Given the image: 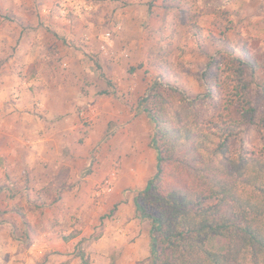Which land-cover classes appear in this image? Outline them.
I'll return each mask as SVG.
<instances>
[{
  "label": "rangeland",
  "instance_id": "1",
  "mask_svg": "<svg viewBox=\"0 0 264 264\" xmlns=\"http://www.w3.org/2000/svg\"><path fill=\"white\" fill-rule=\"evenodd\" d=\"M229 46L258 63L253 80L262 85L264 0H0V264H25L29 246L40 241L38 230L56 227L60 236L77 225L86 233L75 240L74 250L60 252L62 261L55 251L33 264L73 259L109 264L111 258L134 264L125 254L128 238L110 210L122 169L131 171L135 156L145 161L154 150L153 125L138 100L151 79L191 98L202 96L206 88L199 73L205 61ZM220 95L224 92L209 104L210 116L223 103ZM228 112L239 119L237 105ZM142 117L147 128L139 135L135 123ZM63 123L73 128L59 135L60 142L49 138ZM62 141L73 149L66 159L82 162L84 176L98 178L81 198L83 208L64 210V200L55 206L61 191L74 185L56 187L53 196L50 185L44 190L29 183L34 168L56 160ZM243 143L250 151L262 148L250 123L244 125ZM148 163L141 166V177L149 172ZM112 172L115 180L108 184ZM137 189L127 184L121 193L132 197ZM40 191L46 199L31 201ZM19 207L24 216L15 210ZM60 211L67 214L63 220L55 217ZM137 264H152L151 256Z\"/></svg>",
  "mask_w": 264,
  "mask_h": 264
},
{
  "label": "trees",
  "instance_id": "2",
  "mask_svg": "<svg viewBox=\"0 0 264 264\" xmlns=\"http://www.w3.org/2000/svg\"><path fill=\"white\" fill-rule=\"evenodd\" d=\"M229 50L205 61L202 96L151 79L138 100L156 152L155 172L134 195L137 216L150 223L152 264H264V81L254 83L257 62ZM222 92L210 116L209 104ZM233 104L237 120L229 116ZM246 123L260 133L258 152L244 146Z\"/></svg>",
  "mask_w": 264,
  "mask_h": 264
},
{
  "label": "crops",
  "instance_id": "3",
  "mask_svg": "<svg viewBox=\"0 0 264 264\" xmlns=\"http://www.w3.org/2000/svg\"><path fill=\"white\" fill-rule=\"evenodd\" d=\"M61 128L62 129L57 131L54 136H49V138H53L54 140L60 142L61 136L65 134L64 132H67L68 128L70 130L73 128V123H63ZM135 128L137 134L139 133V135L143 134V131L146 130V122L143 117L136 121ZM88 152L89 151L86 150L85 154L88 155ZM72 153L73 149L66 147V144H63L62 141L61 146L55 151L56 160H51V165L46 168L41 167L40 165L37 166L34 168L35 170L32 172V174L29 175V183L34 184V186L47 190L46 187L50 185L51 187H49L48 190H53V196H57L56 187L57 189H60L62 186L68 187L74 185L73 188L71 187V190L61 191V200H58L55 203L56 206L59 205L62 200H64V202L61 203L65 206L64 210L68 209L69 206H71L70 208H83V200H81V198L83 199L88 187L95 184V182L98 180V178H93L91 175L84 176L85 168L83 167L84 164L82 162H69V157L66 159L65 155ZM81 153L84 154L83 151ZM44 155L46 156L48 153H44ZM47 159L50 158L47 157ZM146 160L149 162L148 164H150V170L144 177H141L138 172L140 171L141 166L146 164ZM146 160L143 161L138 155L135 156L134 167L131 168V171H128L127 168L122 169L120 173L121 176L118 179V183L115 185V187H113L111 195V201L113 202L112 204L114 205L117 203V208L114 211V214H116L115 218L120 222L118 227L120 231H123L125 237L128 238V240H126L127 244L125 246V254L127 259L130 260V263L132 261L134 264H137V261L139 260L147 259V257L150 255V223L148 220L141 219L137 216L134 205V196H124L122 195L121 190L127 184L137 185L139 188L145 186L147 179L155 172V150H149L147 152ZM81 161L83 160L81 159ZM87 166L88 164L86 167ZM27 170H29V168H27ZM17 180L19 184L22 182V179ZM8 185L10 184L8 183ZM22 187H25V184H22ZM28 193L31 194L30 189H28ZM45 195L46 193L44 191L38 192L36 203L42 202L44 199H46ZM76 197H79L77 201L75 200ZM73 200H75L74 203L70 205ZM55 217L57 220H63V218L67 217V214H63L62 211H60L55 214ZM45 222H48V220L45 219ZM74 228L68 233L60 232V236L57 235L58 229L56 227H46L44 230H38L40 234V241L33 242V244L29 246L28 250L31 252V256L27 258L24 257L26 260L25 264H33L37 257L45 255L47 257L49 256L48 254L50 252L55 251L59 252L57 255L60 257L59 260L62 261L64 256L61 253H67L71 250H74L75 240L86 233V229L84 228L80 231V225H77ZM70 233H74L75 236L65 241L62 238V235H68ZM36 234L39 235L38 233ZM3 247L4 246L0 243V248L3 249ZM143 248L144 250H142ZM68 258L70 257L68 256ZM76 262L77 260L73 259L71 262L69 261L68 264H76Z\"/></svg>",
  "mask_w": 264,
  "mask_h": 264
},
{
  "label": "built area",
  "instance_id": "4",
  "mask_svg": "<svg viewBox=\"0 0 264 264\" xmlns=\"http://www.w3.org/2000/svg\"><path fill=\"white\" fill-rule=\"evenodd\" d=\"M104 36L106 38H109L111 36V32L107 31ZM115 176H116V173L115 172H112L109 176V180H108V184H110L111 182H113V180H115Z\"/></svg>",
  "mask_w": 264,
  "mask_h": 264
}]
</instances>
